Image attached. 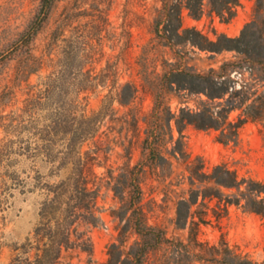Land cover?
<instances>
[{"label": "rangeland", "instance_id": "1", "mask_svg": "<svg viewBox=\"0 0 264 264\" xmlns=\"http://www.w3.org/2000/svg\"><path fill=\"white\" fill-rule=\"evenodd\" d=\"M41 1L0 0V264H102L109 244L125 252L142 242L145 226L161 235L140 264H221L225 246L263 263L264 216L244 199L223 208L199 197L191 208L206 220L198 241L216 246L218 261L188 242L175 216L178 200L207 184L191 176L196 170L224 163L264 181V62L156 33L161 0H50L26 41ZM256 3L239 0L227 22L207 6L199 18L183 9L182 28L209 40L238 36ZM210 69L229 86L224 98L240 106L229 119L248 105L254 115L235 142L193 125L179 136L174 124L181 108L200 110L207 98L171 85L168 73ZM127 83L134 95L123 104Z\"/></svg>", "mask_w": 264, "mask_h": 264}, {"label": "trees", "instance_id": "2", "mask_svg": "<svg viewBox=\"0 0 264 264\" xmlns=\"http://www.w3.org/2000/svg\"><path fill=\"white\" fill-rule=\"evenodd\" d=\"M49 1H41L39 13L25 32L26 41L30 40L37 31L41 19L49 7ZM161 3L160 16L155 19L154 25L156 33L160 32L166 39L175 37L177 42L185 40L200 49L215 52L235 50L243 53L253 63L264 62V43L261 39L264 33V18L258 19L257 17L258 10L260 11L263 6V0H257L254 18L244 25L238 36L230 37L219 34L215 40L207 39L194 28H182V10L186 9L191 17L199 18L207 6L210 12L227 22L234 16L239 0H161ZM160 24H162L161 28H159ZM228 64L223 63L221 68ZM219 76L214 69H210L206 73L189 70H173L168 73L167 77L171 85L189 92L203 93L207 98V103L200 110L181 108L179 113L174 116V124L179 136L186 125H193L198 129L213 128L218 130L217 139L222 143L235 142L238 128L245 121L246 116L254 117L248 109L250 108L248 105L235 120L229 119V113L240 106L232 104L224 98L229 86L224 81H219ZM125 88L129 90L126 95L123 93ZM119 95V102L127 103L134 95L133 86L128 83L124 84ZM191 176L197 181L207 184L202 187L190 188L188 197L178 200L175 225L180 228L188 226V242L197 246H207V250L202 253L209 257L207 261H218L216 258L217 247L208 245L207 242H199L197 239L198 226L206 220L203 215H199L195 219V211L191 210L192 206L196 204L199 197L202 199V204L205 199L217 198L219 204L223 200V208H226L230 203L238 204L241 199H244V205L249 211L264 216V181L239 177L234 169L224 163L216 164L210 173L196 170L192 172ZM86 186V182H84V189ZM233 188L236 189L237 194H224L223 189ZM137 231L142 235V242L130 246L125 252L120 243L109 244L108 258L102 264H140L143 250L147 245H150L153 238L157 239L161 235V230L145 226L144 229ZM202 254L199 257H203ZM221 256V264H264V262L258 263L236 254L227 246L221 250Z\"/></svg>", "mask_w": 264, "mask_h": 264}]
</instances>
